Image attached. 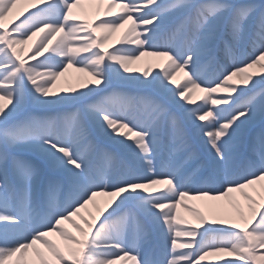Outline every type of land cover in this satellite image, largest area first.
Wrapping results in <instances>:
<instances>
[{
	"label": "snow or ice",
	"instance_id": "1",
	"mask_svg": "<svg viewBox=\"0 0 264 264\" xmlns=\"http://www.w3.org/2000/svg\"><path fill=\"white\" fill-rule=\"evenodd\" d=\"M260 182L264 0H0V264H264Z\"/></svg>",
	"mask_w": 264,
	"mask_h": 264
},
{
	"label": "bare ground",
	"instance_id": "2",
	"mask_svg": "<svg viewBox=\"0 0 264 264\" xmlns=\"http://www.w3.org/2000/svg\"><path fill=\"white\" fill-rule=\"evenodd\" d=\"M26 7H30V5L26 3H22L18 6V9L16 12L13 13V15L9 18V21H6L5 23H9L11 20H15L16 15H19L20 12H22ZM84 9V15L85 18H87L89 21H94L97 18V8H100V15H103V7L104 5H96V4H90L85 2L82 5ZM124 29H119L117 32L113 35V37L109 41V45L114 44L116 40L120 37ZM27 48V46H25ZM161 62V58L154 57V56H144L141 57V59L137 62H135L132 67H138L141 70L145 67H153L156 68ZM143 63V64H142ZM250 71H258L257 69H252ZM183 77V74L181 73L179 77H177L178 80H181ZM90 77L87 76L84 72H79L76 70L75 67L69 68L62 76H60L57 79L54 91H60V89L63 87V89H69L68 83L72 84V88H80L81 85L84 83V81L89 80ZM203 93L197 89L193 93V100L198 101L200 96H202ZM121 131H127L126 129H121ZM262 182L250 187L247 190L251 189H258L252 191L254 193L255 199L260 201L261 198L258 195V192L263 195L264 197V185L261 184ZM162 187V186H161ZM246 191V190H245ZM105 197H98L97 200L103 204V201L105 200ZM186 204L197 208L200 212L205 214L206 217L210 215L212 212H223L227 211L231 213L233 216L235 215L237 208L240 206L242 208V211L247 214V202L243 199V197L240 195L239 192H233L230 193L229 197L222 198L220 200H209L207 198L199 199V200H185ZM90 209V210H89ZM89 209L84 210L86 212L85 216H87L88 211H94L91 206H89ZM180 215L187 221H189V224H195L196 219L195 217L188 211L185 210V208L181 207L179 209ZM70 226V225H69ZM68 227V225L66 226ZM69 230L71 229V226L69 227ZM227 259H233V257L226 256ZM215 257H208L206 258L205 264H212L215 262Z\"/></svg>",
	"mask_w": 264,
	"mask_h": 264
},
{
	"label": "rangeland",
	"instance_id": "3",
	"mask_svg": "<svg viewBox=\"0 0 264 264\" xmlns=\"http://www.w3.org/2000/svg\"><path fill=\"white\" fill-rule=\"evenodd\" d=\"M25 14H26V13H25ZM16 16H17V15H16ZM16 16H14V17H16ZM11 18H12V17H11ZM21 18H22V17H21ZM142 64H143V63H142ZM150 68H153V67L151 66ZM84 82H85V81H84ZM68 86H69V88H72V84H71V83H68ZM62 88H63V87H62ZM261 184L264 185V182H262ZM251 187H252V186H251ZM254 190H258V189H251L250 191L246 189V191H248V192L250 193V195H252L253 198L255 199L254 193H252V191H254ZM258 195L260 196L261 199H264L263 195H261L259 192H258ZM257 201H258V200H257ZM238 208H239V210L242 211V208H241L240 206H239ZM89 210H90V209H89ZM82 214L85 215L86 212L83 211ZM78 222H80V221L78 220ZM66 226H67V225H66ZM68 227H70V226L68 225ZM226 259H227V258H226ZM212 264H215V262H213Z\"/></svg>",
	"mask_w": 264,
	"mask_h": 264
}]
</instances>
